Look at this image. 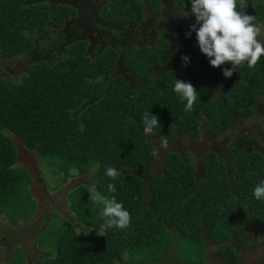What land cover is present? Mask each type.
I'll return each instance as SVG.
<instances>
[{
	"label": "trees",
	"instance_id": "trees-1",
	"mask_svg": "<svg viewBox=\"0 0 264 264\" xmlns=\"http://www.w3.org/2000/svg\"><path fill=\"white\" fill-rule=\"evenodd\" d=\"M24 1L0 0V59L9 63L34 45L33 38L23 31L47 22L59 26L74 11L67 3H58L52 9L45 2L27 5ZM141 1L109 0L103 15L135 27L142 19ZM178 2V9H186L191 19V0ZM245 2L247 14L255 15L256 23L263 24L264 1ZM11 5L15 11L8 8ZM161 45L166 46L163 51L169 48L178 52L181 47H171L161 40L154 53L161 52ZM69 50L64 57L52 53L49 58L28 63L17 81L0 76V215L16 225L35 211L36 201L29 190L32 177L26 167L18 164L20 142L36 152L41 160L40 171L47 166L52 168V176H61L56 187L73 176V169L78 174L88 173L91 184L105 196L113 195L107 185L114 183L117 201L123 202L131 215L126 229H100L104 223L102 209L89 200L90 186H73L68 191L70 209L84 224L101 232H77L67 219L62 225L51 224L38 240L50 252L42 264H115L125 253L137 256L139 264H159L164 258L162 249L170 244L174 260L200 264L206 259V239L218 244L212 252L216 260L238 263L242 254L220 242L232 238L241 245L248 244L240 226L253 210L264 234V201L252 195L260 178L264 179L260 154L232 146L228 149L229 170L215 151H206L205 173L198 178L191 153L173 150L158 167V173L150 174L156 148L144 134L141 119L147 112L156 115L160 125L153 132L159 140L164 137L168 142L177 138L175 127L188 137H197V116L203 113L211 131H226L232 118L251 115L264 95V55L254 68L243 63L242 79L228 87L223 83V70L198 83L193 109L185 111L186 101H180L173 91L174 82L169 80L158 78L153 85L137 91L115 74L103 87L95 88L99 77L113 68V52L108 48L88 55L85 41L72 43ZM131 55L129 68L139 74L148 69V60L154 59L144 50ZM201 62L206 71L210 65L204 59ZM222 83L220 97L214 96ZM94 96L91 103L85 104ZM258 138L252 134L247 139L256 142ZM106 165L121 171V176L111 180L104 174ZM16 258L14 264H26L22 254Z\"/></svg>",
	"mask_w": 264,
	"mask_h": 264
},
{
	"label": "rangeland",
	"instance_id": "rangeland-1",
	"mask_svg": "<svg viewBox=\"0 0 264 264\" xmlns=\"http://www.w3.org/2000/svg\"><path fill=\"white\" fill-rule=\"evenodd\" d=\"M25 1H24V4H28V3L30 4V3H35V2L42 3L44 0H25ZM54 1L56 2V4L52 3L54 4L53 8L55 5L58 4L59 0H54ZM257 1L259 0H254V2H257ZM8 8L10 10L15 11V8L12 5L9 6ZM80 11L81 10L79 9L77 11V14L79 16L82 17L83 15H85L84 12H80ZM62 24L59 26V28L62 27ZM46 27L48 29L44 32H48L49 30L51 32L48 34L47 33L42 34L41 37L39 36L38 39L40 38V42H43L45 39L51 40L50 35L51 37L58 36V33L52 30L53 28L52 24L48 23ZM86 27L88 29V26ZM37 28L36 30H32L33 32H30V33L28 30L29 35H27V31H23V32L25 33L26 36L30 38L32 37L35 39ZM88 34L89 33L87 31L83 33L82 36H79L80 35L79 33H74L73 36H70L68 38V40L66 39V37L63 39V34H62L61 35L62 42H61V39H56L54 41L45 43L42 49L39 48V50H35V48H37L35 44L31 48L30 47L29 48L31 50H35L36 53L39 55L44 54V52L48 48H50V51H54L53 52L54 55H58L59 53V55H61L60 57H64L66 55H69L68 49L70 47L69 45L70 43H72L77 38H84ZM260 39L264 40V36H261ZM54 43H58V44L52 46ZM57 50H59V52ZM60 51L62 52V54H60ZM43 57L46 58V55H43ZM13 60L14 61L9 63L7 61H4L3 59H0V76H4L6 78L17 81L20 79V76H22L23 72H26V65L28 64V62L24 60L23 57H18L17 59H13ZM224 67L231 68L232 65L225 63ZM112 73L114 72L112 71ZM107 75H112V74L110 73V71L104 73L103 76L99 78V81L101 80L106 81ZM240 75L235 76V77H240ZM172 85H174V83ZM221 90L222 89H220V91L218 92H215L214 96L220 97ZM253 112L254 113L252 117L239 116V117L234 118L232 120L233 125L228 131L222 132L215 136L211 134L212 132L210 130V127L208 126V123L206 121H203V124L201 125V132L198 136L199 137L198 140L194 139L195 137L189 138L184 133H179V141L177 145L175 144L168 145L166 149L160 147V140L156 137L155 134L149 135L148 138L153 141V143L156 145V148L158 149V157L151 167L150 174L158 173L157 172L158 167L161 165L162 161L166 158L168 152L172 150L178 151L181 154L183 152H189L191 150L192 160L195 162L196 167H197V173H198L197 177L202 176L204 172V171L203 172L200 171L199 169L204 167V160L202 156L206 151H211V150L215 151L218 154V156L222 160L225 161L227 167L230 170L231 169V159L228 153L229 147L232 145H240L246 148L248 146L246 138L248 136H251V134H257L259 137V142L250 146V148H256L257 150L261 151L263 153V160H264V95L261 96L257 105H255V107L253 108ZM177 129H180V128L175 127V130ZM19 155L21 157V160H19L18 164L30 168L31 171L33 172V175L37 176V169H39V166H38V161L36 158V153L30 150L25 151L23 148L19 147ZM39 164H41V160H39ZM41 171H42V176L45 179L48 186H46L45 184L43 185L42 183L38 181H36L37 183H33V185L31 186L30 189L32 191L33 196L38 201V206L35 208L34 215L32 214L33 216L31 215L30 216L31 218L28 221L21 222L17 225V226L19 225L21 226V225L28 224L26 225V227H23V229L27 230L28 232H25L22 234L19 233V237L21 240L15 239V238L12 239L11 236L3 232L2 228L4 227L13 228V229L20 228V227L10 226L6 217L3 214L0 215V238H3L4 240L3 243H0V264L8 260L9 261L5 264L17 263L18 260L16 257L18 253L22 254V261L24 262L23 252L21 248L16 247L14 249V247L19 244H21L23 247V250L25 253L24 254L25 260L28 262V264H42L43 259L47 255H49L50 252L47 251V249H44L41 246V244L38 242L41 232L42 231L44 232L51 224H55V225L65 224L66 219L72 223V225L75 227L77 231L85 235L92 233V232L93 233L101 232L99 231V229H95L94 227L85 225L83 222H81L77 214L70 209L71 207L70 201L68 200L67 191H69L73 187V185L75 186V185H79L80 183H86L87 185L92 186L90 175L86 174V175L76 176L75 180L73 181V184L69 185L70 183V179H69L67 183L61 184L62 186L65 185L63 188L61 189L56 188L54 190H49V189H53L49 185L54 186L55 184V181L48 178V176L52 173L53 170L51 167L48 168L47 166L46 167L42 166ZM262 175H264V173H262ZM61 179L59 180V182L61 181ZM45 187H46V190H49L48 194L50 196H48L47 193L45 192ZM54 211H56L57 213H55ZM30 226L34 227V229H36L37 232L34 229L29 231L28 229L30 228ZM254 231L256 235L253 232L250 234L251 243L248 247L235 245L237 247L236 248L237 253L242 254V259L240 260L238 264H264V237L260 235L257 230L254 229ZM243 235H244V232L241 233L239 236H243ZM247 237L249 238L248 234H247ZM211 245L212 243H207V240H206L205 246L206 248H208L206 255L209 258L212 257V253L210 250ZM1 246L4 247L3 250ZM13 249L14 251L11 254ZM172 252H173L172 244H170L168 247H164L162 249V254H164V258L160 259L158 263L159 264H182L183 262L181 261H177L178 263L174 261L172 257ZM136 259H137V256L135 257L134 254L125 253L122 257V260H115V264H139L137 263ZM215 261L213 259H211L210 262H206V260H204L200 264H204V263L221 264L220 262L215 263Z\"/></svg>",
	"mask_w": 264,
	"mask_h": 264
},
{
	"label": "clouds",
	"instance_id": "clouds-1",
	"mask_svg": "<svg viewBox=\"0 0 264 264\" xmlns=\"http://www.w3.org/2000/svg\"><path fill=\"white\" fill-rule=\"evenodd\" d=\"M178 1L179 0H177V4L179 3ZM43 2L48 3L49 5L51 3L56 4V2L54 0H44ZM25 3H26V1H25ZM35 3H41V2H35ZM58 3H62V2H58ZM67 4L70 5L73 9L76 8L73 0H72V5L69 3H67ZM27 5H29V3ZM247 6H248V3H246L245 0H191L190 12H191V15H194L192 18L195 17L196 22L190 25L189 31L185 33L186 37H190L192 32L196 33V40L198 42L199 49L203 54H205L209 58L210 65L212 67H220L221 65L225 64V62H231V65H232L231 68H229V67L223 68L222 74L226 78L231 77L233 75V72H234L235 76H238L241 74L240 77H235V78H232L230 80L225 79L223 82L225 87H228V85L232 84L234 81L242 79L243 63L246 62L249 68H254L256 66L257 62L260 60L261 56L264 55V40L260 39L261 36H264V24L256 23L255 15L247 14V12H246ZM183 10H186V9H183ZM186 16L188 18V12H186ZM64 22H66V19ZM48 23H50V22H47L44 25H36L33 29H27L25 31H27V34L29 35L30 32H33L32 30H36V28L37 27L40 28V26H46ZM198 25H199V27H198ZM28 30H29V33H28ZM36 35H37V33H36ZM178 44L181 45L180 43H178ZM171 47H177V44L175 46H171ZM26 50L27 49H25L24 52ZM181 51H182V45H181L180 49L178 50V52L172 51L169 48H167L166 51H163V56L165 59H172L173 60V59L178 57V55L181 53ZM100 52H102V51H100ZM159 54H161V53L159 52ZM20 55L18 57H20ZM157 56H158V54H157ZM181 59L185 64L189 62V57L186 55L182 56ZM111 70H110V73H111ZM103 74L101 76H103ZM192 75H195V76L199 75L200 77H197L191 83L186 82L183 79H179L177 77L174 81L173 91L177 94L180 101H182V102L186 101L185 111H192V109H193L194 102L197 99V90L195 88L197 87L198 83L205 81L207 78H209L211 76V74H206V73H196V74H192ZM110 76L111 75H109V76L107 75V79ZM98 82L102 86L105 83V80L99 81V79H98ZM223 83L218 86L216 92L220 91L221 87L223 86ZM94 87H95V83H94ZM96 91L97 90L95 89L94 94ZM90 101H91V98H90ZM253 113L254 112H252L251 115H248L246 117H252ZM244 116H242V117H244ZM198 117H199V119H198ZM197 119L200 122V132H201V125L203 124V121H206L208 123V126L211 127L209 119L204 115V113L202 115H198ZM233 119L234 118H232V120ZM141 123L144 126L143 132L146 136L153 135L154 134L153 129L160 125L158 122V117L156 115H150L149 112H147L143 115V117L141 119ZM232 125H233V121H231V124L226 131H228L232 127ZM226 131H224V132H226ZM211 132H212L211 134L213 136L218 135V134L214 133L213 131H211ZM179 133H183V131L182 130L179 131L177 129V138L173 142H168V140L166 138L161 137L160 147L166 149L168 147V145H173V144L177 145V143L179 141ZM198 136L195 137L194 139L198 140V138H199ZM249 137H251V136H248L247 138H249ZM189 138H191V137H189ZM247 138H246V141L248 143V146L246 148L245 147H243V148H245L249 152H256V153L260 154V157H261L262 162L264 164L263 153L261 151L257 150L256 148H250V146L259 142V138H258V141H256V142H253V141L248 142ZM18 145H17L18 153H19V147L23 148L25 151L30 150V151L35 152L34 150H31V149L24 147L20 142ZM232 146L242 147L240 145H232ZM232 146H230L229 149ZM155 148H156V145H155ZM189 152L191 153V150ZM152 155L156 156V158L154 160V162H155L157 157H158V149L157 148H156V150H154L152 152ZM18 156H19V160H21V157L19 154H18ZM36 158H37L38 166H39V160L40 159L38 158L37 154H36ZM202 158H203V156H202ZM204 165H205V162H204ZM23 167H26V166H23ZM26 168L29 170L30 175L32 177V182L29 184V190H30L31 195L33 196L32 191L30 189L31 186L33 185V183H37L36 181H38V182L42 183L43 185L44 184L46 186H48V185L42 176V173L40 171V167H39V169L36 168L37 169V176L33 175V172L31 171L30 168H28V167H26ZM199 170L202 172L204 171L203 174L205 173L204 167L200 168ZM72 173H73V176L69 178L70 179L69 185L73 184V181L75 180L76 176L88 174V173L78 174V173H76V169H73ZM104 174L107 177H109L111 180L115 181L116 179H118L121 176L122 173H121V171L117 170L115 167L106 165ZM195 175H196V177L198 175L197 167H196ZM199 177H201V176H198V178ZM262 177L264 178V175H262ZM48 178L55 181V184H54L55 189L56 188L61 189L65 186V185L64 186L60 185V186L56 187V184L61 179L60 175L52 176V174H50L48 176ZM68 180L65 183H67ZM49 186L54 187L52 185H49ZM49 190H54V189H49ZM49 190H46V187H45V192L47 193L48 196H50L48 194ZM107 190L109 193H112L113 195L105 196V195L101 194L99 191L96 190V187L94 184L92 186H90L88 188V191H87L88 193H90L89 200L92 202V204L95 206H101V209H102L101 210V218L104 220V223L102 225H100V229H103L105 231L108 229H111L113 227L118 228L120 230L126 229L127 227L130 226L131 215H130L129 211L124 208L123 202L117 201L116 196L114 195L117 191L115 184L109 183L107 185ZM67 194H68V191H67ZM252 195L256 200L264 201V179L261 178L258 181V183L255 185V187L253 189ZM35 201H36V206H35V208H36L38 206V201L36 198H35ZM54 212H56V211H54ZM34 213H35V211H34ZM34 213H33V215H34ZM254 217H255V212L253 210L250 213L248 221L244 225L240 226V228H242L244 230V232H246V235L247 234L249 235L248 239L250 242L248 244L241 245V244H239V241L234 240L232 238H227L226 240H224L220 243L233 246L235 248V250L237 251V249H236L237 247L235 245H239V246H243V247H248L250 245V243H251L250 234L252 232L255 234L254 229L257 230L258 233L264 237V234L261 232V229L258 226L257 221L255 220ZM30 218L31 217H29L26 220H22V221L18 222L16 225H11V224H9V225L10 226H17L19 223L26 222ZM71 225H72V223H71ZM19 226H17V227H19ZM30 227H32V226H30ZM6 229H7L6 227L2 228L3 232L6 233L7 235L11 236L8 232H6ZM74 229H75V227H74ZM100 229H99V231H100ZM34 230L36 231V229H34ZM77 232H79V231H77ZM12 239H13V237H12ZM15 239H19V238H15ZM19 240H21V239H19ZM206 240H207V243H212V245L210 247V250L212 253L215 250L216 246H218V244H215L212 241H209L208 239H206ZM206 240H205V242H206ZM3 242H4L3 238H0V243H3ZM1 247L3 250L4 247L3 246H1ZM16 247L21 248V250L23 252V257L25 260V256H24L25 253H24L22 245L19 244V245L15 246L14 249ZM14 249L12 250L11 254L13 253ZM11 257H12V255H11ZM172 257H173V253H172ZM211 259H213L214 261L216 260L214 255H212L211 258L207 257V255H206V259H205L206 262H210ZM8 261L1 263V264H5ZM174 261L177 262L176 260H174ZM218 262H220L221 264H227V263H224V262H221L218 260L215 261V263H218ZM238 263H236V264H238ZM26 264H28L27 261H26ZM182 264H187V263L183 262Z\"/></svg>",
	"mask_w": 264,
	"mask_h": 264
},
{
	"label": "crops",
	"instance_id": "crops-1",
	"mask_svg": "<svg viewBox=\"0 0 264 264\" xmlns=\"http://www.w3.org/2000/svg\"><path fill=\"white\" fill-rule=\"evenodd\" d=\"M62 3H69L72 5V0H59ZM76 8L73 14L66 19V22L59 28L57 25H53L52 30L58 33V36L54 37L50 35L51 40L45 39L40 42L42 34L50 33L46 31V26H40L37 28V35L34 40V44L37 46L35 50L42 49L45 43L73 36L74 33H79L82 36L86 31L89 33L84 38H77L72 43L77 41L86 42V54L94 56L100 51L110 48L115 55V62L111 74L121 75L125 81H128L132 87L137 91L144 90L148 86L153 85L156 79H161L169 82H174L176 77L183 79L186 82H192L198 76L192 75L196 73L213 74L219 70H223L224 64L220 67H212L209 62V58L203 54L198 46L196 40V33L192 32L190 37H186L185 33L189 31L190 25L195 23V17L192 19L187 18L186 10H180L177 7V0H158L157 4H148L146 1H141L142 19L135 27H131L127 23L119 21V19L103 15V10L109 0H73ZM54 5V4H53ZM52 3L49 5L53 9ZM84 12L82 17L77 14V11ZM88 26V29L87 27ZM199 27V25H198ZM39 34V35H38ZM49 38V39H50ZM42 39V38H41ZM164 40L170 46H175L180 43L182 45V51L175 59H165L163 56V46L161 45V54L154 53L158 48V43ZM42 41V40H41ZM60 42V43H61ZM70 43L69 45L71 46ZM58 43H54L52 46ZM51 46V47H52ZM35 50L27 48L20 57H23L28 63L37 62L46 58H49L54 51H50L48 48L44 54H37ZM144 50L149 53V57L154 58L148 62L145 58L142 61L149 63L148 69L145 72L139 74L138 71H133L129 68V62L131 61L133 52H141ZM59 52V50H57ZM48 52V53H47ZM70 54V50L68 49ZM143 53V52H142ZM60 54L62 52L60 51ZM140 55H143L139 53ZM145 54V53H144ZM188 56L189 62L184 63L181 59L182 56ZM58 53V57H60ZM45 58V59H46ZM201 59L206 60L210 65L206 71H204V63ZM231 64V62H225ZM112 71L114 73H112ZM138 72V73H137ZM111 75V76H112ZM227 80L235 78L233 75L229 78L224 77ZM104 86V85H103ZM102 86V87H103ZM97 89L101 88L98 80L95 82ZM94 96L91 98H96ZM90 98L85 100V104L91 103Z\"/></svg>",
	"mask_w": 264,
	"mask_h": 264
},
{
	"label": "flooded vegetation",
	"instance_id": "flooded-vegetation-1",
	"mask_svg": "<svg viewBox=\"0 0 264 264\" xmlns=\"http://www.w3.org/2000/svg\"><path fill=\"white\" fill-rule=\"evenodd\" d=\"M26 225L27 224L21 225V226H19L20 228H16V229L7 228L6 227L7 228L6 229V232H8L11 235V237H13V238H19L20 239L19 233L22 234V233L28 232L27 230H24L23 229V227H26ZM32 229H34V227H30L28 230L31 231Z\"/></svg>",
	"mask_w": 264,
	"mask_h": 264
}]
</instances>
